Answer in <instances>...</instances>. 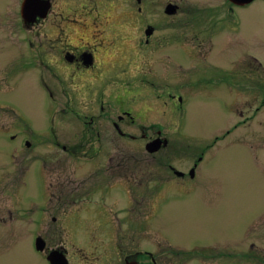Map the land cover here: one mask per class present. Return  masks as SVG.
I'll return each mask as SVG.
<instances>
[{
	"label": "rangeland",
	"instance_id": "374dc122",
	"mask_svg": "<svg viewBox=\"0 0 264 264\" xmlns=\"http://www.w3.org/2000/svg\"><path fill=\"white\" fill-rule=\"evenodd\" d=\"M2 1L6 4L0 13L3 25L7 30L13 29L5 40L17 42L18 48L24 50L15 14L11 11L5 14L6 6L9 8L13 0H0V3ZM73 2L79 4V0H61L56 10L82 12ZM96 2L101 13L99 18H110L109 5L105 7L100 0ZM132 2L137 4L136 0ZM165 2L140 1L144 3L147 22L156 25L154 37L162 31L163 44L159 49L164 58L165 54H171L169 51L178 49L172 55L177 59L174 63L164 60L165 67L161 66L162 62L156 60V56L161 57L156 55L160 50L154 47L153 40L150 48H146L147 57L139 51L130 59L134 66L133 78L140 76L142 70V77L149 80L164 75V79L157 80L153 86L132 81L130 86L141 88L142 93L134 91L125 97L126 106L142 105L136 119L145 124L146 138L141 136L144 130H138L136 124L119 122L115 112L111 119L125 126L135 137L120 135L110 119L102 117L98 138L104 144L102 151L94 157L92 147L67 152L55 140L66 144L76 140L81 122L61 109L66 102L51 100L34 79L22 76L26 71L23 68L18 69L21 77L17 86L11 85L8 75L7 80L1 82L0 106L5 107L7 103L13 107L0 108V128L7 127L0 132V264H48L46 250H37V232L42 233L46 247L66 249L67 257L74 264H117L113 258H107V254L113 253L116 242L139 247L133 242L134 232L141 236L140 246H150V250L159 255L161 252L158 264H264V237L261 235L264 234L263 69L258 72L257 87L251 88L250 83L242 80L235 84L238 89L227 91L236 97L232 106L238 104L232 107L234 110H229L224 102L228 96L225 86L206 81L214 74L217 78L220 76L219 66L205 67L190 62L192 59L183 50L186 45L181 49L170 35L173 26L186 31L184 25L192 14L189 9L202 10L204 5L217 4V9L210 11L215 15L199 16L200 10H193L196 28H207L215 22L222 29L219 18L225 11L221 0H176L182 13L179 18L160 14L161 6L164 14ZM88 4L91 3L82 8L86 9ZM260 4L264 3L255 0L239 9L241 16L248 18L242 23L239 39L247 43L257 38L259 45L253 42L250 47L264 58V8ZM108 29L105 28V34H110ZM79 35L72 37L76 39ZM223 36L219 34L218 43ZM230 45L233 43L227 42L225 52V45L220 43L225 56L229 55ZM164 49L168 51L163 52ZM215 53L224 55L214 49L209 56ZM23 57L20 54V60ZM5 70L9 73V69H3V74H7ZM228 70V76L239 71L234 67ZM2 71L0 69L1 76ZM242 71L243 77L250 76L244 68ZM110 86H114L115 92L120 91L119 98H123L126 85ZM168 89L175 96H170ZM72 91L88 100L97 96L94 86L90 85L72 88ZM157 92L161 95L157 96ZM250 98L254 99L252 106L243 115L239 114L241 108H247L245 103ZM84 103L85 100H73L71 108L84 112L87 110ZM251 109L254 110L251 112ZM9 134H14L13 139ZM155 138L161 141L159 148L145 149L144 142ZM194 161L197 165L193 166L194 174H191L188 170ZM176 170L183 173L177 174ZM38 172L43 174L46 183L42 194ZM93 172L113 174L105 177L115 180L126 173L130 178L127 182L130 202L120 186L115 185L109 193L97 191L95 187L107 186L98 184L104 180L92 182L93 178H99L93 177ZM89 173H92L90 177ZM100 193L106 198L104 205H100L106 221L91 209ZM80 198L88 202L85 204ZM128 203L130 207L126 211ZM77 204L81 207L76 208ZM110 219L111 223L107 224ZM130 222H135V227L128 229ZM127 232L131 234L129 239H126ZM251 240L255 241L253 249L249 245Z\"/></svg>",
	"mask_w": 264,
	"mask_h": 264
},
{
	"label": "flooded vegetation",
	"instance_id": "af4514ba",
	"mask_svg": "<svg viewBox=\"0 0 264 264\" xmlns=\"http://www.w3.org/2000/svg\"><path fill=\"white\" fill-rule=\"evenodd\" d=\"M23 1L24 0H13L9 8L6 6L5 10L7 13L5 14L8 15L9 11L15 14L16 28L20 27L22 31L24 50L18 48L17 42L5 40L6 35L12 33L13 29L10 28L7 30L8 27L3 25L2 14H0V69L1 71L3 69H9V73L5 70L7 74H3L2 71V76L0 75V84L7 80L8 75V77L11 78V85L17 86V82L21 77L18 75V69L23 68L26 71L22 76H25L27 79H29V77L34 79L33 82L41 85L44 94L51 98V100L66 102L61 109L69 111L81 122L78 128V133L80 135L77 136L76 140H72L73 142L68 144L55 140L56 144L67 152H78L76 150L77 148L84 150V146L92 147L91 156L94 154L97 155V153H99V151L101 152L104 148V144L98 140L101 130L99 120L102 117L110 119L114 128L120 135L135 137V134L128 133L125 126H120L118 122L111 119V116H114L115 112H117L116 115L119 122L123 121L130 126L136 124L135 126L138 130H144L145 124L136 119V114L139 113L142 105L136 108L131 104L126 106L125 97L134 91L137 94L142 93L141 88L130 86L132 81H134V83L139 81L145 82L153 86L157 84V80L164 79V75L155 76L154 79L150 78L151 80H149L146 77H142L143 70L139 72V69H136L140 73V76L133 78L131 77V71L134 66L131 64L130 59L137 55L139 51L147 57L148 51L146 48H150L149 46L152 40L154 41V47L160 50L156 51V55L160 54L161 57L156 56V60L162 62L161 66L164 60H170L174 63L173 61L177 58H173L172 55L176 54L178 51V49L173 52L169 51L171 54H165L164 58L161 49H159L163 44L161 38L162 31L159 35L154 37L157 28L153 22H147L143 12L144 3L141 4V0H136L137 4H133L132 0H100V4L105 5V7L109 5L108 9L112 10V12L107 14L110 15V18H99L101 13L97 9L99 5H97L96 0H79V4L73 2L76 7H80L83 10L79 12V14L70 12L63 13L61 10H56V8H59L58 3L61 0H28L25 3H23ZM82 1H85V3ZM165 1V6L163 8L164 14L162 12L163 6H161L160 14L165 17L172 18L175 16L179 18L182 13L176 0ZM253 1L255 0H221V6L223 11H225V15L219 18V26L222 27V29H219L215 22H213L211 26L208 24L207 28H196L197 24L194 19L195 14H193V10L198 11L200 9L192 8L189 9L192 14H189L190 18L187 24L184 25L187 30L179 31L177 26H173L174 29H171L170 32V35L173 37L172 41H176L177 46L180 45L182 49L183 45H186V50L184 48L183 50L186 52L188 58L192 59L190 62L195 64L200 63L203 66L205 65V67L219 66L220 76L217 78L216 74H214L213 77L208 78L206 81H212L213 83H219L225 86V91L228 96L224 99V102L227 108H230L229 110H234L232 107H237L238 104L232 106V101L236 100V97L235 95L230 96L227 91L238 89V85L235 84L238 82L241 83L242 80H246V82L250 83L251 88L257 87L258 72L260 69H263L264 72L263 56L258 53V50L250 47V44L253 42L259 45L258 39L256 38L255 41L247 43L239 39L242 31V23L248 19L241 16L239 9L249 5ZM261 1L264 3V0ZM87 3L91 4H88L89 7L83 9L82 7H86ZM169 4H172V7L168 11ZM4 5L6 4L2 1L0 3V13L3 11ZM216 6L217 4L204 5L202 10L199 11V16L209 15L210 17V15H215L214 11H212V13L210 11L216 10ZM260 6L264 8V4H260ZM94 10L96 11L94 12ZM80 17L84 18L80 19ZM171 24L173 25L172 22ZM40 27L43 28L41 29ZM106 27L109 28L107 32L110 34H105ZM127 31L128 33H124ZM76 33H80V35L74 39L72 36ZM219 34H224L220 43L225 45V52L227 49V42L233 43V45H230L229 55L225 56L224 46L221 48L220 43H218ZM41 40V44L35 43ZM214 49L218 50L220 53H224V55L221 57L215 53L214 56L210 57L209 54ZM165 51L168 50L164 49L163 52ZM150 53L151 52H149L148 56L149 61H151ZM20 54L24 55L22 60H20ZM230 56L232 58L227 60ZM226 61L227 66L225 65ZM163 66L165 67V65ZM228 67L229 69L234 67L235 70L239 71L232 74L233 76H228ZM243 68L250 74L249 77H243ZM131 78H133V80ZM115 84L126 85V93L123 91L125 94L122 93L123 98L121 99L119 98L120 91L115 92L114 86H110ZM88 85L94 86L96 97H92L88 100L76 96L72 91V88L82 89ZM138 85H140V83ZM161 88L165 89L164 87ZM145 89L146 88H144V90ZM168 90L170 91V96H175L172 90ZM160 95L161 92H157V96ZM0 99H2L1 96ZM73 100H85L84 106L87 110L84 112L73 110L71 108V101ZM253 100V98H250L245 103L247 108H241L240 112H237L243 115L244 111H248L252 106ZM173 104L174 101L172 102V106ZM4 105L5 107L0 106V108L3 109L11 106L7 103H4ZM257 108L258 106H256L255 110H257ZM10 109L14 110V108ZM253 110L254 109H251V112ZM245 116H248V114ZM53 127L54 124L51 129L54 135L56 133ZM6 130L7 127L0 128V132ZM226 131L229 133L230 129H226ZM13 136L14 134H9L8 137L13 139ZM141 136L143 138L147 137L145 130L141 133ZM22 143L23 141L21 140V144ZM146 143L147 142H144V146ZM101 144H103L102 148ZM82 153L83 151L80 153L83 156ZM168 163L169 162H167V164ZM192 164L191 167L197 165V161L192 162ZM169 166L173 167V169L175 168L172 164H169ZM93 173V177L96 176L99 178H93L92 182L104 180L105 182L98 184H100L101 187L102 185L103 187L107 186V188H100L101 190L95 187L97 191L109 193L110 189L117 185L127 192V196L129 197L128 202H130L131 192L127 185L130 178L126 173L121 175V179L116 180L111 177L106 178L105 176L109 175L108 173H103L104 175ZM38 175L41 181L42 194V192L44 193L46 191V187L43 190L45 181L43 174L38 172ZM91 175L92 173H89V177ZM83 176L88 178L87 173H84ZM44 185H46V183ZM102 193L99 194L91 209H94L96 214H99L104 220V212L100 210V205H104L106 198ZM80 199L83 200L85 204L88 202L85 198ZM128 205H130V203L125 205L126 211L130 207ZM78 207H81V205L77 204L76 208ZM83 208H86V206ZM109 223H111V219L107 224ZM134 223L135 222H130V226L127 228H134ZM261 235L264 237V234L261 233ZM37 236L41 238L43 243V246L39 250H46L45 257L48 264L52 260L50 258L52 249L58 251L61 256L64 255L68 264H74L70 261V258L67 257L66 249H62L59 246L48 248L46 247V241L42 233L37 232ZM130 237L131 234L127 232L126 239ZM132 239L133 242L138 243L139 247H126V245L123 246L120 242H114L115 249H113V253L110 252L107 254V258H113L117 264H158L161 252L159 255L158 252L151 251L149 248L150 246H140V234L134 232ZM249 245L253 249L255 247V241L251 240ZM57 256V253L54 254L53 259ZM93 257L94 255L92 259ZM97 257V254H95V258Z\"/></svg>",
	"mask_w": 264,
	"mask_h": 264
},
{
	"label": "water",
	"instance_id": "95a60500",
	"mask_svg": "<svg viewBox=\"0 0 264 264\" xmlns=\"http://www.w3.org/2000/svg\"><path fill=\"white\" fill-rule=\"evenodd\" d=\"M171 7H172V4H169L168 11L171 9ZM159 140L160 139L155 138V139H153L151 141H148L146 143V146H145L146 149L149 150V151H153V150H156L157 148H159L160 142H161ZM176 173L177 174H182L183 172L179 171V170H176ZM190 173L193 174V168H191ZM40 240H41L40 238H37V247H39V248L42 247V244H43V243H41V245L39 244L40 242H42ZM56 253L58 254V256L53 259V255L56 254ZM50 258L52 259V260L50 259L51 262H52V263L50 262L51 264H64L63 262H65V264H68L66 262V259H65L64 255L61 256L58 251L52 250L50 252Z\"/></svg>",
	"mask_w": 264,
	"mask_h": 264
}]
</instances>
